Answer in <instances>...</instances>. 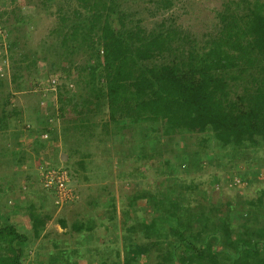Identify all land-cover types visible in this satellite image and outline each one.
I'll use <instances>...</instances> for the list:
<instances>
[{"label": "trees", "instance_id": "trees-1", "mask_svg": "<svg viewBox=\"0 0 264 264\" xmlns=\"http://www.w3.org/2000/svg\"><path fill=\"white\" fill-rule=\"evenodd\" d=\"M70 1L41 0L52 12L56 7L54 12L60 16L50 31L59 45L45 40L40 50H33L23 40L32 34L33 18L21 8L17 12L18 7L0 10L13 92L36 89L47 101L57 95L58 112L52 108L56 107L55 102L49 100L50 105L42 106L40 97L34 109L39 122L33 124L40 125L43 133H50L56 151L58 132L51 120L62 117L66 125L61 135L65 143H71L65 153L69 158L80 154L75 164L84 170L87 158L93 154L82 151L83 144L106 142L112 136L125 142L130 133L132 148L121 151L124 159L132 156L142 165L165 157L162 164L170 175H177L179 170L201 171L202 157L211 154L212 139L230 149L233 165L239 155L246 160L257 155V168L244 180L261 174L264 0H228L217 12L214 29L210 26L202 34L185 28L174 13H169L176 0L150 1L149 14L161 16L152 27L140 9L124 6L126 0H75V7ZM75 54L84 59L81 65L72 57ZM67 61L70 68L77 67L81 73V81H75L77 89L70 90L64 82L58 85L59 94L49 89L43 92L52 77L60 76ZM31 76L35 81L33 88L24 81ZM66 77L70 79V73ZM7 84L0 77V131L11 138L0 146V159L28 165L34 174L28 178L43 184L39 169L47 171L59 165L49 160L46 141L32 140L35 127H28L24 109L6 108L12 97V88ZM191 137L199 139L194 148ZM15 143L16 149L12 147ZM65 169L70 171L68 164ZM177 178L174 184L132 195L131 206L144 200L146 208L150 206L152 210L149 220L137 215L128 226L124 264H150L152 254L147 252L152 248L158 264H264V189L255 199H244L243 207L234 211L232 201L221 205L211 201L210 195L202 200L192 198L199 191L207 194L203 184L195 179L188 183L187 178L178 175ZM2 193L6 194L0 183V203ZM29 208L33 238L40 240L50 216H42L33 203ZM235 219L237 227L233 225ZM61 223L67 227L66 220ZM97 227L94 220H77L72 225L79 234L94 232ZM30 238L14 223H0V264H24V247ZM54 240L51 239L52 247L59 253L52 252L48 264H78L76 258L74 262H61V257L72 253L75 257H92L91 264H119L116 259L104 258L106 253L112 255V245L99 257V249L83 253L80 248L71 250ZM167 243L174 246L171 254L165 249ZM218 246L222 247L221 252ZM120 252L117 251L118 256ZM145 254L146 261L142 260Z\"/></svg>", "mask_w": 264, "mask_h": 264}, {"label": "rangeland", "instance_id": "rangeland-1", "mask_svg": "<svg viewBox=\"0 0 264 264\" xmlns=\"http://www.w3.org/2000/svg\"><path fill=\"white\" fill-rule=\"evenodd\" d=\"M150 1L126 0L124 6L140 9L141 15L146 18L145 22L152 27L154 22L160 19L161 16L155 17L149 14L147 8L152 5ZM1 2H4L5 6H2L3 3ZM226 2L228 0H176V6L169 13H174L178 22L185 28L202 34L210 26L211 29H214L218 21L217 12L224 8ZM70 3H72L73 7L77 4L75 0H71ZM15 7H18L17 12L21 8L23 13L30 15L35 22L34 28L31 30V36H28V39L23 38V40L27 41L28 47H32L33 50H40L41 45H45L43 43L45 40L52 45H59L58 39L55 40L56 37L50 35L51 28L55 27L60 16L58 12H54L57 11L56 7L52 12L42 4L41 0L0 1L1 11L4 8L13 10ZM168 14L166 13L165 16H168ZM24 33L21 32L20 34ZM4 34V31L0 28V77L9 84L10 89L12 88L11 101L6 108L17 107L24 109L26 122L38 123L39 120L35 118L34 109L39 104L40 97L42 104L43 97L36 89L29 88L22 92H13L14 85H11L10 82L12 66L9 58L6 57V44L3 42L2 37ZM72 57L78 61V65H81V62L84 61V59L80 60V56L76 54L75 57ZM69 73L70 79L66 77ZM62 77H64L65 81H68V84L73 82L75 89H77L75 81L78 82L79 79L81 81L82 78L79 68H70L68 61L64 62L62 67ZM33 78V76L24 78V81L27 82V87L31 86L33 88L35 83ZM40 78L42 77L39 76ZM44 91L45 89H43ZM56 99L57 96L52 95L49 100ZM48 101L46 104L50 105ZM1 109L2 106L0 105V112ZM53 125L58 132L60 147H58L57 151L52 149L49 151L48 149L47 155L55 160L53 163L59 166L68 164L70 167L72 180L69 181L68 186H71L75 191L76 199L73 198L58 204L60 197L58 198L54 191L52 192L44 184L38 181L33 182L28 178L29 174L34 175L31 171L29 172L28 165L10 164L11 162L0 159V183L4 186V191L6 192V194L2 193L1 197L0 208L2 214H0V223L4 225L10 221L21 232H25L31 237L30 243H27L24 247L26 251L22 260L24 264H48L49 256L53 253H59L52 247V238H55L61 246L72 248L71 250L80 248L84 251L83 253L88 251L90 254L95 252V249H99V257H101L106 247L108 249L109 245H112L110 248L113 250L112 255L106 253L104 258L110 257L119 261V264H124L128 226L135 222L137 215L142 219L146 216L149 220L152 210L150 206L146 208L144 200L131 206L130 199L132 195L136 191L148 188L156 190L161 185L174 184L177 182L175 180L177 175L187 178L188 183L190 182L189 179H195L198 184H203V187H205L207 194L199 191L198 193H193L192 198L202 200L210 195L211 201L221 205H227V201H232V209L234 211L243 207L244 199L245 201L246 199H255L258 197L260 190L264 189V168L261 174L254 176L250 180L251 182L244 180L246 174L257 168L254 162V158L257 155L252 154L247 160L244 155H239L235 157L238 162L233 165L230 149L218 145L214 139L209 142L210 156H203L201 159L202 170L189 172L190 174L179 170L177 175H170L168 169L165 166L163 167L162 164L165 157H157L152 163H144L142 165L133 159L130 154L131 157L124 159L121 151H130L132 148L131 142L128 141L131 138L130 133H128V139L125 142L121 141L120 137L112 136L106 142L94 140L87 146L83 144L81 146L82 151L92 152L93 154L92 157L87 158V169L84 170L75 164L81 158L80 154L71 158L66 155L62 157L63 154H66L65 148L71 144L70 142L65 143L61 135L63 127L66 125L65 120L62 117L56 119ZM5 140H11V138L0 131V146ZM198 140L197 137H191V143L194 144L193 148L197 146ZM12 147L14 149L18 148V143L13 144ZM57 155L59 156L57 157ZM171 157L172 155L168 156V158ZM219 177L220 180H218ZM31 203L35 204L37 212L41 213L42 216H50L46 230L40 240H34L33 238L32 223L29 216ZM62 220H66L67 227L64 228L62 226ZM77 220H94L98 227L95 228L94 232L79 234L72 228V225ZM237 223V219H235L233 225L237 227ZM165 247L168 254H171L174 246L167 243ZM119 250L121 252L118 256L117 251ZM154 250L152 248L147 252L152 254L151 258H149L150 264H158L159 259L156 257ZM217 250L221 252L222 247L218 246ZM75 258L78 260V264H91L90 258L92 257L83 256L80 258L79 255L75 257V253L68 254L64 258L61 257V262L64 261L63 259L74 262ZM147 258V254H145L142 260L146 261Z\"/></svg>", "mask_w": 264, "mask_h": 264}, {"label": "built area", "instance_id": "built-area-1", "mask_svg": "<svg viewBox=\"0 0 264 264\" xmlns=\"http://www.w3.org/2000/svg\"><path fill=\"white\" fill-rule=\"evenodd\" d=\"M4 76V74H3ZM49 79V78H48ZM47 79V80H48ZM49 81V80H48ZM60 83L59 76H55L51 78V81H49V86L45 88V90L49 89V91H58V85ZM74 84L71 83L69 85L70 88H73ZM46 100L42 101V106H46L47 104ZM47 116V113L45 114ZM45 117L42 116V119ZM46 121V120H45ZM55 120H51V124L54 123ZM33 124L29 123L28 127L32 128ZM40 126V125H38ZM38 126H33L35 127L34 129V137L39 139L40 141H48L50 139V133L49 132H42L41 129L38 128ZM43 126V125H42ZM41 173V181L45 185V187L48 190H51L52 192L54 191L57 194V197L59 199L58 204L67 202L69 200H72L73 198H77V195L75 194V191L73 188L68 186L69 181L72 180L70 172L63 168V167H58V168H53L49 169L47 171H44V169H39ZM72 188V189H71ZM72 191H71V190Z\"/></svg>", "mask_w": 264, "mask_h": 264}, {"label": "clouds", "instance_id": "clouds-1", "mask_svg": "<svg viewBox=\"0 0 264 264\" xmlns=\"http://www.w3.org/2000/svg\"><path fill=\"white\" fill-rule=\"evenodd\" d=\"M61 77H62V72H61V74H60V76H59L60 83H64V82H65L66 84H68V81H65V80L63 81ZM45 78L47 79L48 77H45ZM44 80H45V79H44ZM72 83H73V82H72ZM73 84H74V83H73ZM69 85H70V84H68V88H69L70 90H75V87H74V86H73V88H70ZM59 90H60V89H58V91H57L58 94H59ZM54 95L57 96L56 93H55ZM52 102H55V106H56L55 108L52 107L53 110H56V111L58 112V98H57L56 100H52ZM49 104H50V103H49ZM54 122H56V120H55ZM31 124H32V123H31ZM33 124H34V123H33ZM36 139H37V138H35V137L32 138V140H36ZM50 140H51V135H50V139L47 141L48 146H47V148L45 149L46 152H48V149H49V151H51V149H52L53 151H55V147H56L55 144H56V143H55L54 141L51 142ZM57 142H58V140H57ZM58 147H60L59 142H58ZM54 153H55V152H54ZM65 155L68 157V154H63L62 157H65ZM49 160H51L52 163L55 162V160H53L52 158H50V156H49ZM59 167H63V168H65L64 165H63V166H59ZM69 172H70V171H69ZM70 173H71V172H70Z\"/></svg>", "mask_w": 264, "mask_h": 264}, {"label": "bare ground", "instance_id": "bare-ground-1", "mask_svg": "<svg viewBox=\"0 0 264 264\" xmlns=\"http://www.w3.org/2000/svg\"><path fill=\"white\" fill-rule=\"evenodd\" d=\"M42 182V181H41Z\"/></svg>", "mask_w": 264, "mask_h": 264}]
</instances>
